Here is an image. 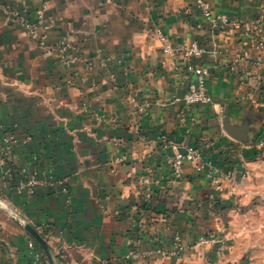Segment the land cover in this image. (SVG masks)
<instances>
[{
	"label": "crops",
	"instance_id": "obj_1",
	"mask_svg": "<svg viewBox=\"0 0 264 264\" xmlns=\"http://www.w3.org/2000/svg\"><path fill=\"white\" fill-rule=\"evenodd\" d=\"M42 5L36 33L6 20L5 7L33 19ZM254 20L264 24V0H0V199L10 210L0 208V264H49L16 218L54 264H264V49L245 27ZM193 43L201 54L188 57ZM188 66L209 69L206 93L224 112L185 105ZM187 147L204 169L175 171ZM31 175L43 182L18 193ZM206 236L215 243L200 244Z\"/></svg>",
	"mask_w": 264,
	"mask_h": 264
},
{
	"label": "built area",
	"instance_id": "obj_2",
	"mask_svg": "<svg viewBox=\"0 0 264 264\" xmlns=\"http://www.w3.org/2000/svg\"><path fill=\"white\" fill-rule=\"evenodd\" d=\"M198 8L202 11L205 17L209 18L216 24H221L223 26L229 25L227 19L222 15H212L207 6L198 1ZM45 12V6L42 5L40 9L36 12V15L33 19L20 15L19 12L12 11L8 7H5V16L6 20L9 22H15L25 30L30 33H36L39 26L43 24V17ZM246 30L252 33L258 41V45L260 48L264 49V24L260 20H254L245 24ZM46 29V28H45ZM156 36L162 45L163 52L165 54H172L174 49L172 48L170 41L164 34L160 31L156 32ZM45 36L42 37L41 45L44 44ZM61 51H64L65 45L61 43ZM185 55L188 57L199 56L201 54V49L193 43L190 47L184 49ZM260 64L264 65V59L258 58ZM187 73L195 76V82L191 83L183 97V101L186 106H191L195 104H209L214 110H217L218 113H222L227 109L225 104H218L211 101L209 95H207L205 90V80L209 76L210 71L207 67L203 66H188L186 68ZM258 146L261 148L264 146V137L260 138L258 141ZM184 162H190L194 164L195 170L201 171L208 164L205 162L203 155L199 148L196 147H187L183 152H178L172 162V165L176 172H178L183 165ZM225 178L231 179L232 174L226 173ZM43 181L40 180L36 175H31L29 178L21 182L18 186V193L22 191H26L28 194L33 193V189L39 183ZM218 184L217 179L214 181ZM178 238L175 239V247L172 251L173 255H179L182 251V248L177 244ZM200 244H212L215 243V238L212 236L202 237L199 240ZM163 254V252H159Z\"/></svg>",
	"mask_w": 264,
	"mask_h": 264
},
{
	"label": "water",
	"instance_id": "obj_3",
	"mask_svg": "<svg viewBox=\"0 0 264 264\" xmlns=\"http://www.w3.org/2000/svg\"><path fill=\"white\" fill-rule=\"evenodd\" d=\"M223 128L229 136H231L232 138H234L236 140H243L245 138V134H246L245 129L238 128L236 126L231 125L229 123L228 119L224 120ZM0 208L5 210L6 212H10V210L6 207V205L2 202L1 199H0ZM16 220L33 236V238L35 239L37 244L41 247V249L45 253V255L49 261V264H54L53 259L51 257V254H50L43 238L32 227H30L29 225H27L26 223H24L20 219L16 218Z\"/></svg>",
	"mask_w": 264,
	"mask_h": 264
},
{
	"label": "trees",
	"instance_id": "obj_4",
	"mask_svg": "<svg viewBox=\"0 0 264 264\" xmlns=\"http://www.w3.org/2000/svg\"><path fill=\"white\" fill-rule=\"evenodd\" d=\"M45 255V254H44Z\"/></svg>",
	"mask_w": 264,
	"mask_h": 264
}]
</instances>
